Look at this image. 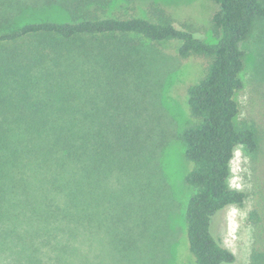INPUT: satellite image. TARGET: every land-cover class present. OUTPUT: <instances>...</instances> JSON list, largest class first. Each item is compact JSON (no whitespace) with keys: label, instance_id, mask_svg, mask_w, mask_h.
Segmentation results:
<instances>
[{"label":"trees","instance_id":"1","mask_svg":"<svg viewBox=\"0 0 264 264\" xmlns=\"http://www.w3.org/2000/svg\"><path fill=\"white\" fill-rule=\"evenodd\" d=\"M212 1L214 41L176 26L155 4L140 17L110 10L111 0H0V259L66 264L96 231L111 232L109 182L121 180L134 146L119 89L143 41L175 40L180 56L208 59L187 88L196 122L180 136L191 164L184 219L193 264L235 261L212 220L246 197L228 181L237 146L256 162L248 264H264V101L259 123L239 120L236 99L241 45L264 26V0ZM46 5L65 6L69 20L26 21Z\"/></svg>","mask_w":264,"mask_h":264},{"label":"rangeland","instance_id":"2","mask_svg":"<svg viewBox=\"0 0 264 264\" xmlns=\"http://www.w3.org/2000/svg\"><path fill=\"white\" fill-rule=\"evenodd\" d=\"M109 4L110 10L140 17H148L149 5L155 4L176 26L208 41L215 39L210 20L218 6L212 0H111ZM31 16L26 21L69 20L63 5L40 7ZM179 44L175 40L143 41L137 48L134 56L138 65L130 69L135 71L119 89L129 129L134 132V146L127 154L121 180L112 178L109 182L113 190L108 200L111 232L96 231L92 242L78 245L77 256L66 264H193L184 219L193 192L184 179L191 164L184 157L180 136L185 127L196 122L189 112L187 88L205 74L208 59L180 56ZM241 47L245 50L244 86L236 94L238 118L261 123L264 26L257 27ZM230 165L229 184L246 197L241 206L230 205L219 211L213 217L212 231L234 253L231 264H248L253 241L248 212L253 204L256 162L237 146ZM0 264L9 263L0 259Z\"/></svg>","mask_w":264,"mask_h":264}]
</instances>
